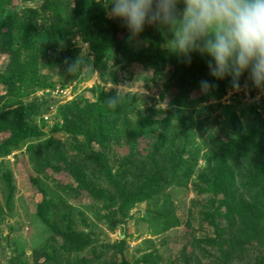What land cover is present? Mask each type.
<instances>
[{
	"label": "rangeland",
	"instance_id": "rangeland-1",
	"mask_svg": "<svg viewBox=\"0 0 264 264\" xmlns=\"http://www.w3.org/2000/svg\"><path fill=\"white\" fill-rule=\"evenodd\" d=\"M9 1L7 9L21 14L24 8L39 7L43 0ZM96 3L105 7L108 0H96ZM46 19L43 20L39 15L37 24L42 25ZM74 32L73 30L72 34ZM117 36L121 39L123 34ZM70 37L69 48L77 50L73 55L74 61L81 56L91 63L92 69L84 68L79 73L70 74L67 60L65 65L54 70H48L41 63L38 65L39 75L50 77L54 87L37 90L20 80L24 84L20 90L22 97H12V101L16 99L14 105L22 102L23 105L37 107L33 113L28 114L31 116H27L26 121L40 128L43 135L25 140L0 156V264H37L34 256L41 258V262L53 255L57 263L68 264L67 259H62L61 251L64 245L63 235L67 233L85 237L90 245L84 251L73 252L76 260L72 264H79V260L86 256H91L93 264H109L113 261L112 254H108L109 251L112 252L109 249L120 242H123L122 252L130 264H134L135 260L151 252L153 248H157L162 257L157 264H175L182 250L186 255L193 254V258L202 259V264H227L220 257L221 251H227L231 239H239V234L242 229L246 230L245 224L248 223H241L240 218H237L238 212H229L228 207H254L256 194L243 187L241 181L244 180L239 175L230 174V184L233 185V190L240 191V196L235 199L223 197V192L215 187L218 173L211 147L220 140L228 142L245 138L251 129H260L257 140L264 141V94L250 84L243 88L246 77H242L240 92L229 95L230 84L228 80H223L219 81L221 86L215 85L210 95L200 94L198 88L192 89L180 102L174 99L178 90L172 83L169 86L173 64H158L155 68L152 63L143 65L144 67L129 63L126 68L121 67L123 62L129 60V54L143 50L155 53V49L148 47L144 34L136 40H123L121 48L108 46L103 53L94 50L100 40V34L95 30L86 36L76 32ZM163 49L167 48L164 46ZM62 51L65 52L64 49ZM192 59L198 61L201 57L193 54ZM9 62L10 55L4 54L0 48V75H4ZM192 64V61L190 65L185 64L186 71L191 69ZM201 79L206 77H200ZM17 85H21L20 82ZM102 92L115 97H131V118L134 120L148 116L157 122L167 119V129L158 124L154 138L150 140L158 148L156 164H169L177 159L184 162L180 170L173 168L171 181L164 194L161 192L158 193L159 196L130 203L126 207L131 208L120 216L111 213L115 212L114 208L103 205L107 203L110 207H123L126 203L120 200L109 203L104 198L106 195L99 196L100 191L96 193L90 185L80 187L77 178L86 167H78L74 172L54 171L57 161L53 160L54 153L50 152L57 149L67 162L69 156L76 155L78 143L64 132L52 131L53 127L61 126L64 121L61 120L59 111L72 102H94L97 94ZM5 93V88L0 86V95ZM184 103L188 105L183 106ZM4 104L5 101L0 102V109ZM75 120L71 118L67 122L72 126ZM7 137L6 133L0 134V145ZM79 141L82 139L79 138ZM147 142L142 140L140 149ZM31 146L35 147V153L40 158L29 157L28 150ZM93 151H100L97 145L93 144ZM128 152L130 150L124 141L111 142L110 148L105 151L109 167L113 171L119 169ZM139 156L144 158V151ZM80 158L77 157L74 163L84 165L86 162L83 164ZM59 165L62 166V162ZM228 170L236 171L237 167L229 165ZM8 174L11 178L6 177ZM84 175L99 190L106 187L103 174L98 175L90 168ZM35 179L39 180L37 185L33 183ZM63 186L67 188L62 189ZM136 186L132 181L127 189L132 192L125 195L131 197ZM110 193L112 195L117 192L113 190ZM241 200L244 205H240ZM43 202L48 206L45 217L52 225L44 224L36 214ZM205 213L220 225L219 232H224L221 238L209 224V218H204ZM113 221L117 222L114 228ZM251 223L252 221L247 225L249 228ZM52 226L56 227L54 231ZM252 230L253 227L249 230L250 235ZM194 239H217L216 246L193 245ZM258 245L256 240L249 244L253 247V252L260 254ZM246 246L247 243L242 247L246 249ZM204 250L209 255L207 259L204 258ZM93 251L95 255L102 252L105 254L96 260L91 254ZM238 258L245 261L238 259L229 264H247L252 261V254L245 251L244 256Z\"/></svg>",
	"mask_w": 264,
	"mask_h": 264
},
{
	"label": "trees",
	"instance_id": "trees-1",
	"mask_svg": "<svg viewBox=\"0 0 264 264\" xmlns=\"http://www.w3.org/2000/svg\"><path fill=\"white\" fill-rule=\"evenodd\" d=\"M9 2V0H0V48H2L4 54L10 55L6 72L4 75H0V86L6 90L5 94L0 95V102L5 101V106L0 109V134H8V137L0 145V156L4 155L7 149L15 147L25 140L39 138L43 135L40 128L26 121L28 114L33 113L37 107L23 105L22 102L18 101V103H15L17 105H14L16 99L12 101V97L16 96L17 99L22 97L20 90L24 84H31L37 90H49L54 87L50 77L39 75V66L42 63L41 66L48 70H54L65 65L67 60L68 68V65L74 61L73 55L77 52L76 49L71 50L69 48L71 47L70 39L72 38L70 36L76 32L84 36L89 35L93 30L99 32L100 40L94 50L102 53L105 52L108 46H113L115 49L121 48L123 40L128 38L126 29L119 22L110 20L106 16L104 7L96 3V0H43L39 7L24 8L21 14H16V11H9L7 9ZM39 15L43 20L47 18L42 25L37 24ZM73 30L75 32L72 34ZM121 34H123V37L120 39L117 35ZM142 34H144L148 47L155 49V53L143 50L140 53L129 54V60L123 62L122 68H126L129 63H135L141 67L152 63L155 68L158 64L163 66L168 65L167 63L173 64L171 68L172 80L169 86L172 83V86L178 90V95L174 99L180 102L192 89H197L200 77L209 79L204 58L198 61L192 59V67L189 71H186L185 63L170 53L168 49L162 50L171 38L170 33L158 30L155 27H146ZM22 58L24 59L22 60ZM20 80H23L24 84ZM191 80H193L192 83ZM19 82L21 85H17ZM214 83L221 86L219 81ZM31 92H33V89ZM113 98H115V95L102 92L97 94L94 102L85 100L83 103L72 102L63 106L59 113L61 120L64 121L61 126L56 125L53 127L52 131L55 133L64 132L75 143H78L75 148L76 155L69 156L68 163L57 149H52L50 152L54 153L53 160L57 161L54 171L70 170L74 172L78 167H86L87 169L77 178L80 187L90 185L89 187L94 188L93 190L96 193L100 191L99 196L104 197L106 195L104 198L109 203H114L116 200L126 203L123 207H110L109 204L106 205L107 203L103 205L104 207L114 208L115 212L111 213L120 216V214H125V210L131 208L126 207L128 204L159 196L161 192L164 194L171 181L173 168L180 170L184 166V162L182 159H177L169 164H156L155 158L158 154V148L156 143H150V140L154 138L158 124L167 129L169 126L167 119L158 121L159 123L153 121L151 116L134 120L131 118L133 113L131 108L132 98L124 95L119 97L117 105L109 106L107 101ZM178 104L181 103L178 102ZM187 105L188 103L183 104V106ZM12 107L14 109H11ZM71 118L76 119L72 126L67 122ZM260 132V129H251L245 138L228 142L220 140L211 147L216 159L218 173L215 187L223 192V197L235 199L240 196V191L233 190V185L230 184L232 182L230 174L239 175L244 180L241 181L243 187L256 194L254 207H249V205L246 207H228L229 212L232 210L238 212L237 218H240L241 223L246 221L248 223L245 224L246 230L242 229L239 234V239L234 241L231 239L227 251H221L220 257L224 258L227 264L238 260L239 256H244L245 251L252 254V261L247 262V264H264V141L257 140ZM79 138L82 141H79ZM142 140L148 142L144 148L140 149L139 145ZM121 141L126 143L130 152H128L122 166L113 171V168L108 165L105 151L110 148L111 142L113 144ZM93 144L97 145L100 151L94 152ZM141 151L145 153L144 158L139 156ZM28 154L31 159H35L36 156L39 157L33 146L28 150ZM48 154L49 152H47ZM77 157H81L80 160L83 164L86 163L84 165L79 162L74 163ZM60 162H62V166L59 165ZM72 163L74 164L72 165ZM229 165H236L237 170L229 171ZM90 168L98 175L103 174L106 187L99 190L88 180L84 173L90 171ZM81 176L82 179H80ZM6 177L11 178L9 174ZM132 181L137 184V189L129 197L125 194L132 192V190H127ZM38 182V179L33 181L35 185ZM65 187L67 188V186ZM65 187L61 188L65 189ZM113 190L117 193L111 195L110 192ZM240 205H244L242 200ZM46 207L48 206L45 202L41 203L36 214L44 224L50 225L51 223L45 217ZM206 213L204 218L208 219L209 216ZM250 221H252L250 228L253 227L252 235H250V228L247 226ZM174 222L179 223L178 220H174ZM208 222L214 228L217 236L221 238L224 232H219L220 225L213 218H209ZM116 226L117 222L113 221L112 228ZM55 228V226H52V231ZM63 239L62 259H67L68 264H72L76 260L73 252L84 251L87 247H90L85 237L74 233L64 234ZM216 240L194 239L192 244L216 246ZM255 240L259 244L257 248L260 254L253 252V247L249 246L250 242ZM245 242L248 244L246 249L242 247L246 244ZM122 244L123 242H120L116 247H111L109 250H112V252L107 251L108 254L113 256V261L109 264H130L126 260V256L123 255L124 246ZM48 251L51 252V250ZM105 252L95 255L93 251L91 254L94 259L99 260ZM203 254L205 259L209 257L206 250L203 251ZM193 257V254L186 255L182 250L175 264L181 262L183 264H202V259ZM40 259L34 256V261L37 264H59L54 259V255L41 262ZM161 260L162 257L157 248H153L151 252L145 253L140 259L135 260L134 264H157ZM93 263L91 256L89 258L87 256L82 257L79 260V264Z\"/></svg>",
	"mask_w": 264,
	"mask_h": 264
},
{
	"label": "clouds",
	"instance_id": "clouds-1",
	"mask_svg": "<svg viewBox=\"0 0 264 264\" xmlns=\"http://www.w3.org/2000/svg\"><path fill=\"white\" fill-rule=\"evenodd\" d=\"M182 6V7H181ZM106 16L119 22L130 40L146 27L170 33L165 47L186 65L193 54L206 60L209 79H201L200 94L210 95L215 81L228 80L231 93L250 84L264 94V0H108ZM92 69L79 56L68 65L70 74ZM119 97L108 100L118 104Z\"/></svg>",
	"mask_w": 264,
	"mask_h": 264
}]
</instances>
